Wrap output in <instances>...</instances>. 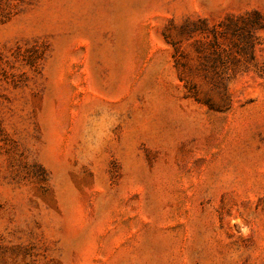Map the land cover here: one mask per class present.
Listing matches in <instances>:
<instances>
[{
	"label": "rangeland",
	"instance_id": "rangeland-1",
	"mask_svg": "<svg viewBox=\"0 0 264 264\" xmlns=\"http://www.w3.org/2000/svg\"><path fill=\"white\" fill-rule=\"evenodd\" d=\"M254 10L0 0V264H264Z\"/></svg>",
	"mask_w": 264,
	"mask_h": 264
},
{
	"label": "trees",
	"instance_id": "trees-1",
	"mask_svg": "<svg viewBox=\"0 0 264 264\" xmlns=\"http://www.w3.org/2000/svg\"><path fill=\"white\" fill-rule=\"evenodd\" d=\"M240 20H242L243 22H246L244 26L245 28H237V26H233V18L228 17L227 21L222 23L224 27L222 32L216 31V29L212 30L213 39L217 40L220 34L222 33L227 34L233 28H234V31L239 30V29H246L248 31H256V30L264 29V17L258 10L252 11L250 14H248L246 18H243V19L240 18Z\"/></svg>",
	"mask_w": 264,
	"mask_h": 264
}]
</instances>
